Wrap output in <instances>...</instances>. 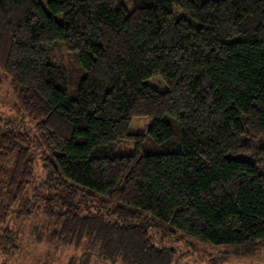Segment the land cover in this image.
<instances>
[{"label": "trees", "instance_id": "1", "mask_svg": "<svg viewBox=\"0 0 264 264\" xmlns=\"http://www.w3.org/2000/svg\"><path fill=\"white\" fill-rule=\"evenodd\" d=\"M0 71L51 152L37 181L32 137L0 125L3 252L14 207L52 223L51 245L98 252L67 264H180L143 213L225 255L264 251V0H0ZM135 118L152 124L130 133Z\"/></svg>", "mask_w": 264, "mask_h": 264}, {"label": "rangeland", "instance_id": "2", "mask_svg": "<svg viewBox=\"0 0 264 264\" xmlns=\"http://www.w3.org/2000/svg\"><path fill=\"white\" fill-rule=\"evenodd\" d=\"M124 1L128 2L129 0ZM41 2L47 6V0H41ZM129 9L131 10L132 7ZM180 15L189 18L182 13ZM57 18L59 21L62 20L61 15ZM50 58L52 62L65 67L74 77L78 76L80 64L77 63L75 56L66 51L63 46H55L51 50ZM146 84L159 90L167 88L159 76L149 78L146 80ZM2 123L8 127V130H22L32 137L33 158L38 174L37 181H39V178L42 177L41 156L50 157L51 152L44 143L36 122L30 117L20 101L17 87L13 85L10 78L0 71V125ZM151 124L150 118H135L129 131L130 133L146 132ZM130 148L133 149L134 146L126 145L124 151L127 152V149ZM80 201L82 202L81 199ZM17 213L18 207H14L8 226L16 225L18 227V249L6 253L0 249V264H67L73 256H81L86 253H89L93 259H99L98 252H94L93 245L87 243L88 241H85L80 249L51 245L48 237L54 229L52 223L48 222L43 215L36 213H32L17 223ZM143 214L144 218H149L150 224H156V228L150 229L154 244L176 249V262L180 264H264V251L255 258L225 255L224 253L229 250L227 246L202 245L180 233L170 234V226L159 222L148 213Z\"/></svg>", "mask_w": 264, "mask_h": 264}]
</instances>
